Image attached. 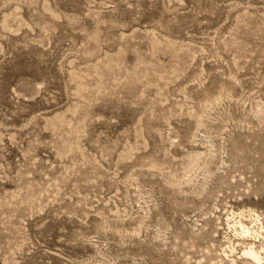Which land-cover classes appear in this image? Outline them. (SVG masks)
I'll return each instance as SVG.
<instances>
[{
	"label": "rangeland",
	"instance_id": "1",
	"mask_svg": "<svg viewBox=\"0 0 264 264\" xmlns=\"http://www.w3.org/2000/svg\"><path fill=\"white\" fill-rule=\"evenodd\" d=\"M248 243L264 0H0V264H253Z\"/></svg>",
	"mask_w": 264,
	"mask_h": 264
},
{
	"label": "bare ground",
	"instance_id": "2",
	"mask_svg": "<svg viewBox=\"0 0 264 264\" xmlns=\"http://www.w3.org/2000/svg\"><path fill=\"white\" fill-rule=\"evenodd\" d=\"M257 221H258V219H257ZM240 226H241V230L243 233L242 235L248 236V234H250V229L244 227L243 224H241V223H240ZM255 239H257V238L255 237ZM242 254L248 261H250L253 264H264V257L262 255V252L260 249H257V247L255 246V243H248L247 247L245 248V250H243Z\"/></svg>",
	"mask_w": 264,
	"mask_h": 264
}]
</instances>
